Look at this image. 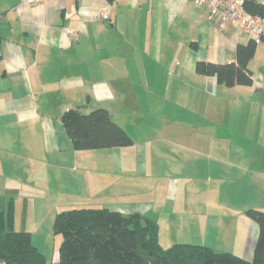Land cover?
<instances>
[{
	"label": "crops",
	"instance_id": "obj_1",
	"mask_svg": "<svg viewBox=\"0 0 264 264\" xmlns=\"http://www.w3.org/2000/svg\"><path fill=\"white\" fill-rule=\"evenodd\" d=\"M249 39L191 0H0L2 205L12 199L15 213L37 180L75 164L79 197L156 219L162 247L251 260L258 225L246 210L264 211V41L250 85L195 72L198 60L235 61ZM76 107L105 108L133 144L75 150L61 115Z\"/></svg>",
	"mask_w": 264,
	"mask_h": 264
},
{
	"label": "trees",
	"instance_id": "obj_2",
	"mask_svg": "<svg viewBox=\"0 0 264 264\" xmlns=\"http://www.w3.org/2000/svg\"><path fill=\"white\" fill-rule=\"evenodd\" d=\"M112 2L113 0H108ZM251 14H264V3L244 0ZM257 43L239 44L235 61L217 63L198 60L197 74L214 76L225 86L252 84L248 62ZM66 134L75 150L125 147L133 144L131 134L115 123L105 108L87 113L78 107L61 115ZM0 201V263L5 264H264V211L254 208L246 214L256 221L258 236L253 257L246 260L208 245L175 243L164 248L158 241L156 219L138 212L124 214L105 207H81L59 211L53 221L54 233L62 235L58 259L47 263L28 230L14 228L12 199Z\"/></svg>",
	"mask_w": 264,
	"mask_h": 264
},
{
	"label": "rangeland",
	"instance_id": "obj_3",
	"mask_svg": "<svg viewBox=\"0 0 264 264\" xmlns=\"http://www.w3.org/2000/svg\"><path fill=\"white\" fill-rule=\"evenodd\" d=\"M70 169L69 165L63 168L52 169L45 178L37 180L39 186L31 187L25 195L29 198L27 206L25 199L18 200L14 203L16 221V230H28L31 233V239L35 246L43 253L47 263L58 259V249L62 241L60 233H54L53 221L55 214L59 211L71 208L94 207L87 197H79L76 194V165ZM0 193V198L4 199V195ZM46 195V196H45ZM80 198L86 199V205L82 206L79 202ZM89 201V202H88ZM89 203V204H87ZM0 264H5L1 262Z\"/></svg>",
	"mask_w": 264,
	"mask_h": 264
},
{
	"label": "built area",
	"instance_id": "obj_4",
	"mask_svg": "<svg viewBox=\"0 0 264 264\" xmlns=\"http://www.w3.org/2000/svg\"><path fill=\"white\" fill-rule=\"evenodd\" d=\"M34 4L37 0H22ZM194 4L207 5L210 15L218 18V26L233 25L238 31L247 32L256 43L264 41V14H251L244 7V0H191ZM106 16L104 13L102 14ZM72 35H75L72 32Z\"/></svg>",
	"mask_w": 264,
	"mask_h": 264
}]
</instances>
